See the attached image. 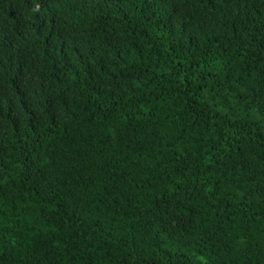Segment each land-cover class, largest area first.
Masks as SVG:
<instances>
[{"label":"trees","instance_id":"16d2710c","mask_svg":"<svg viewBox=\"0 0 264 264\" xmlns=\"http://www.w3.org/2000/svg\"><path fill=\"white\" fill-rule=\"evenodd\" d=\"M0 264H264V0H0Z\"/></svg>","mask_w":264,"mask_h":264}]
</instances>
